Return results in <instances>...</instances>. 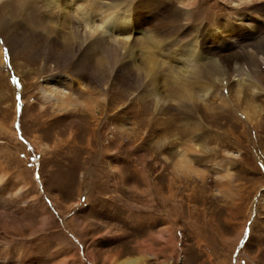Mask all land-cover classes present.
I'll use <instances>...</instances> for the list:
<instances>
[{
    "label": "rangeland",
    "instance_id": "rangeland-1",
    "mask_svg": "<svg viewBox=\"0 0 264 264\" xmlns=\"http://www.w3.org/2000/svg\"><path fill=\"white\" fill-rule=\"evenodd\" d=\"M263 3L198 1L194 25L210 33L227 20L230 40H240L212 60L224 66L220 54L264 43ZM28 27L43 38L12 51L0 37V264H264V65L225 66L224 83L203 75L212 87L190 111L170 77H157L158 104L143 72L110 70L106 46L90 50L79 85L76 61L52 71L37 52L51 32ZM64 29L53 36L64 41ZM248 29L255 37L240 35ZM128 31L137 42L138 31ZM263 51L252 57L264 63ZM63 94L81 110L53 105ZM89 98L108 117L88 114L81 102Z\"/></svg>",
    "mask_w": 264,
    "mask_h": 264
},
{
    "label": "bare ground",
    "instance_id": "bare-ground-1",
    "mask_svg": "<svg viewBox=\"0 0 264 264\" xmlns=\"http://www.w3.org/2000/svg\"><path fill=\"white\" fill-rule=\"evenodd\" d=\"M179 1L0 0V37L10 46L9 49L16 51L19 49L22 39L43 38V35L30 31L28 26H32L37 31L42 28L50 31L51 35L48 39L46 38V44L43 45L42 50L39 49L37 52L43 55L46 62L53 63L52 71L68 65L69 62L76 61L75 65L78 68L75 69V75L79 77L77 80L79 85L85 82L82 72L90 69L93 65L92 60L89 61L90 50L96 45L103 49L106 46L107 59L114 65L112 68L110 67V70L122 73V75H125L127 70L129 74L143 72L147 79H152L148 84L149 93L156 98L158 104L161 103V100L164 102L165 99L153 87L155 83H159L160 76L170 77V82H172L170 89L176 93L181 107L193 111L197 110L198 100L201 97L205 98L212 87L205 83L203 75L206 78L211 74H219L214 78L209 76V80L213 82L219 80L224 83L225 66L229 67L235 64V69L239 71L244 68H252V66H254V70L261 68L264 65L261 58L257 59L252 56L261 53L264 43L258 42L255 45H250L251 49H247L248 45L244 46L246 52L238 57L227 55L225 53L228 51L226 49L228 44L236 46L240 43V40H230V30L227 29L232 23L227 20L223 23L217 21L216 27L210 33L204 32L192 21V12L196 5H200L197 4L198 1L200 3V0ZM23 8H37L39 12L43 9L47 13L31 14ZM258 8L261 9L264 16V3ZM40 17L45 22L47 19L49 20L46 27L45 23L41 24V21L40 23L37 21ZM255 21L258 22V20ZM227 24L228 26H226ZM59 26L69 29V32L64 35V41H59L56 36H53L56 35ZM131 27H134L139 34L136 37L138 41L129 44L128 37L125 38L123 31L129 32ZM65 29L64 31H66ZM187 34L188 40H182L181 37ZM241 34H245L249 38L255 37V33L249 29ZM217 51H226L224 55L220 54L222 62L225 63L224 66L218 60H212L209 57L210 54H215ZM2 55L1 48L0 58L3 57ZM169 61L175 62L176 67L171 68L168 73L162 72L164 69L159 68L164 67V63L167 64ZM105 63L106 60L103 56L99 60L97 68L102 69ZM81 70L83 71L81 72ZM157 73L160 74L157 75ZM248 78H252L250 74H248ZM51 79L67 84L66 79L61 77L54 76ZM58 97L60 100L53 105L59 110L75 111L80 109V102L74 99L71 94H63ZM82 104L84 109H87V113L89 111L88 114L90 111L95 112L97 113L95 115L100 116L101 120L102 117L109 115L108 111L110 112V110L107 111L105 104L100 105L99 112L96 111L97 106L94 105H97V102L93 98L84 99ZM88 114L86 115L88 116ZM244 114L250 117L249 111H244ZM111 116L113 115L109 117ZM0 129H3L2 125H0ZM141 259L140 257L127 258L122 260L121 264H139Z\"/></svg>",
    "mask_w": 264,
    "mask_h": 264
}]
</instances>
